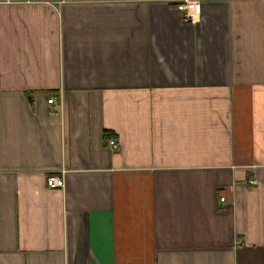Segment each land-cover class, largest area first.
I'll return each instance as SVG.
<instances>
[{
  "label": "crops",
  "instance_id": "0c3cea01",
  "mask_svg": "<svg viewBox=\"0 0 264 264\" xmlns=\"http://www.w3.org/2000/svg\"><path fill=\"white\" fill-rule=\"evenodd\" d=\"M177 1L0 0V264H264V0Z\"/></svg>",
  "mask_w": 264,
  "mask_h": 264
},
{
  "label": "built area",
  "instance_id": "2783aa9c",
  "mask_svg": "<svg viewBox=\"0 0 264 264\" xmlns=\"http://www.w3.org/2000/svg\"><path fill=\"white\" fill-rule=\"evenodd\" d=\"M201 0H179L175 3L176 10L180 14V19L184 24L194 25L201 15ZM49 105L55 103V97H51L47 100ZM108 145L112 149L117 148V144L114 140H109ZM46 186L48 188H62L64 182L62 178L55 176H48L46 179ZM221 202L224 201V198L220 199Z\"/></svg>",
  "mask_w": 264,
  "mask_h": 264
}]
</instances>
